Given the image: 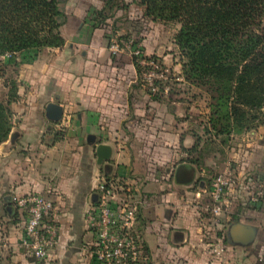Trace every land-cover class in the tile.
<instances>
[{"label": "crops", "instance_id": "0c3cea01", "mask_svg": "<svg viewBox=\"0 0 264 264\" xmlns=\"http://www.w3.org/2000/svg\"><path fill=\"white\" fill-rule=\"evenodd\" d=\"M103 5L67 0L64 44L20 63L19 97L11 105L16 121L0 143V264H34L20 246L24 220L11 197L47 191L60 220L51 264H93L94 234L84 214L95 188L105 176L134 175L145 180L146 203L135 224L148 256L144 264H259L264 198L252 203L250 194L264 177V121L224 143L214 139V149L202 148V135L188 128L180 110L139 84L132 50L110 46V18L101 22L95 14ZM98 144L111 147L101 163ZM209 172L231 173L236 182L226 189L217 227L203 212ZM235 223L254 230L249 243L229 241ZM216 245L221 253L213 251Z\"/></svg>", "mask_w": 264, "mask_h": 264}, {"label": "trees", "instance_id": "16d2710c", "mask_svg": "<svg viewBox=\"0 0 264 264\" xmlns=\"http://www.w3.org/2000/svg\"><path fill=\"white\" fill-rule=\"evenodd\" d=\"M66 1L0 0L4 66L18 68L23 58L64 44L60 27L66 21ZM103 3L95 13L101 22L118 8V0ZM138 4L152 21L179 24L174 42L184 79L209 95L205 134L224 143L264 121V0H138ZM133 62L138 69L134 56ZM9 82L7 100L0 102V143L10 135L14 116L10 105L18 98L17 83ZM199 138L189 151L196 150Z\"/></svg>", "mask_w": 264, "mask_h": 264}, {"label": "built area", "instance_id": "2783aa9c", "mask_svg": "<svg viewBox=\"0 0 264 264\" xmlns=\"http://www.w3.org/2000/svg\"><path fill=\"white\" fill-rule=\"evenodd\" d=\"M116 42L111 41L115 48ZM139 53L135 47L132 55L139 66ZM152 65L155 61L152 60ZM149 82V89L156 87ZM145 180L133 176L130 180L122 177H103L97 184L96 198L84 214L87 228L94 234L90 251L93 264H144L148 256L140 231L136 229V219L146 203L143 190ZM231 173H218L210 186V202L203 209L206 222L217 227L225 215V193L234 186ZM264 198V177L251 191L250 201L258 203ZM11 201L17 216L24 220L20 246L33 259L34 264H51V252L58 243L60 227L59 210L54 199L47 192H30L13 195ZM215 229V228H214ZM214 252L221 253L223 247L216 245ZM259 264H264V254L258 255Z\"/></svg>", "mask_w": 264, "mask_h": 264}, {"label": "rangeland", "instance_id": "374dc122", "mask_svg": "<svg viewBox=\"0 0 264 264\" xmlns=\"http://www.w3.org/2000/svg\"><path fill=\"white\" fill-rule=\"evenodd\" d=\"M108 22L113 33L112 40L116 42L114 50L118 46L130 51L135 47L141 50L138 54L137 69L139 84L155 96H164L170 107L180 110V118L187 120L188 128L202 135V148L207 145L209 149H214L215 146L210 145L214 143V139L204 133L209 115V95L197 85L186 81L181 71L179 51L174 42L179 24L152 21L143 14V8L138 4V0H118V8ZM2 60L3 57L0 56V102L7 100L10 80L17 83V94L21 84L19 79L21 64L18 68L4 66ZM152 60L155 61V65L151 64ZM148 80L156 87L155 92L150 91ZM209 175L213 178L215 173L209 172Z\"/></svg>", "mask_w": 264, "mask_h": 264}, {"label": "water", "instance_id": "95a60500", "mask_svg": "<svg viewBox=\"0 0 264 264\" xmlns=\"http://www.w3.org/2000/svg\"><path fill=\"white\" fill-rule=\"evenodd\" d=\"M96 154L101 163L104 160H108L111 155V147L106 144H98L95 148ZM96 198L94 194L93 200ZM254 230L251 227L244 226L240 223L232 224L229 227V236L231 237L229 241H234L240 244H247L251 239V235Z\"/></svg>", "mask_w": 264, "mask_h": 264}]
</instances>
